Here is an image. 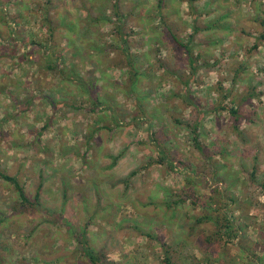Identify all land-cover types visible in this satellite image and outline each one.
Returning a JSON list of instances; mask_svg holds the SVG:
<instances>
[{
	"label": "rangeland",
	"instance_id": "obj_1",
	"mask_svg": "<svg viewBox=\"0 0 264 264\" xmlns=\"http://www.w3.org/2000/svg\"><path fill=\"white\" fill-rule=\"evenodd\" d=\"M263 34L264 0H0V173L41 204L0 176V264H264Z\"/></svg>",
	"mask_w": 264,
	"mask_h": 264
},
{
	"label": "trees",
	"instance_id": "obj_2",
	"mask_svg": "<svg viewBox=\"0 0 264 264\" xmlns=\"http://www.w3.org/2000/svg\"><path fill=\"white\" fill-rule=\"evenodd\" d=\"M262 39H264V34L262 35ZM183 47L186 49V51L189 53V55H191V52H192L191 49L188 46H186V47L183 46ZM192 64L194 65V62ZM58 67H55V70H57ZM50 68H54V66H52ZM232 113L234 115L237 114L236 111H234ZM194 130H195L194 133L196 134L197 130H198V126H195ZM198 141H199V135H197L194 138V142H195L196 147H198V149L201 150L202 148H200V144ZM202 151H203V149H202ZM0 176L3 179L7 180L8 182H10L14 185L15 189L18 191L21 206L25 207L26 209H29V208L32 209V208H36V207L38 208L41 206V204H40V193L39 192L35 195L34 199L31 200L30 198H28L24 188L20 185L17 178L8 176V175L3 174V173H0ZM61 220H62V218L59 217L58 221H60V223H61ZM200 222H201V220L198 219V223H200ZM228 225H230V224L228 223ZM226 228H228V230L231 231L230 226L226 227ZM73 235H74V237L77 241V244H78V248H76L75 251L73 252L74 256H77V258L78 257L83 258V261H85L87 264H116L114 262H110L106 258V256H104L102 253H97L91 247L86 231H83L81 233H76V232L74 233L73 232ZM148 236L151 237L150 234H148ZM165 261H166V264H172L171 258L169 256L167 250L165 252Z\"/></svg>",
	"mask_w": 264,
	"mask_h": 264
},
{
	"label": "crops",
	"instance_id": "obj_3",
	"mask_svg": "<svg viewBox=\"0 0 264 264\" xmlns=\"http://www.w3.org/2000/svg\"><path fill=\"white\" fill-rule=\"evenodd\" d=\"M56 57H58V56H56ZM52 66H54V65H52ZM77 79H78V78H75V81H77L78 83H80V81H78ZM89 85H90V84H89ZM90 87H91V86H90Z\"/></svg>",
	"mask_w": 264,
	"mask_h": 264
}]
</instances>
